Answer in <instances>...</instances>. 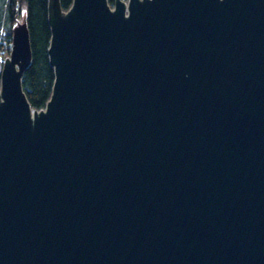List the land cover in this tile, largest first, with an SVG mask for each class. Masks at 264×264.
I'll list each match as a JSON object with an SVG mask.
<instances>
[{"label":"water","instance_id":"water-1","mask_svg":"<svg viewBox=\"0 0 264 264\" xmlns=\"http://www.w3.org/2000/svg\"><path fill=\"white\" fill-rule=\"evenodd\" d=\"M0 70V264H264V0L47 1Z\"/></svg>","mask_w":264,"mask_h":264},{"label":"trees","instance_id":"trees-1","mask_svg":"<svg viewBox=\"0 0 264 264\" xmlns=\"http://www.w3.org/2000/svg\"><path fill=\"white\" fill-rule=\"evenodd\" d=\"M48 0H1L0 22L5 24L9 37L21 11L29 31L31 61L22 74L21 83L31 108L40 109L49 99L54 79L53 67L49 64L47 47L50 40V26L47 17ZM72 0H59L66 10ZM112 6L114 0H107ZM9 52V50H7Z\"/></svg>","mask_w":264,"mask_h":264},{"label":"built area","instance_id":"built-area-1","mask_svg":"<svg viewBox=\"0 0 264 264\" xmlns=\"http://www.w3.org/2000/svg\"><path fill=\"white\" fill-rule=\"evenodd\" d=\"M124 1L127 2V0ZM5 31H6L5 24L4 21L2 20L0 22V57L3 52L10 50L11 47L12 34L9 40V37L6 35Z\"/></svg>","mask_w":264,"mask_h":264},{"label":"rangeland","instance_id":"rangeland-1","mask_svg":"<svg viewBox=\"0 0 264 264\" xmlns=\"http://www.w3.org/2000/svg\"><path fill=\"white\" fill-rule=\"evenodd\" d=\"M0 3H1V0H0ZM23 19H24V10L21 11V14L19 15L17 21H22ZM8 54H9L8 51L3 52L1 54V57H0V70H1V67H2V64H3V60H4L5 57L8 56Z\"/></svg>","mask_w":264,"mask_h":264}]
</instances>
